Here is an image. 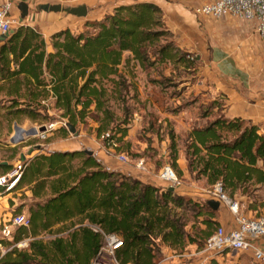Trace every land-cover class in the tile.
I'll use <instances>...</instances> for the list:
<instances>
[{
  "label": "trees",
  "instance_id": "1",
  "mask_svg": "<svg viewBox=\"0 0 264 264\" xmlns=\"http://www.w3.org/2000/svg\"><path fill=\"white\" fill-rule=\"evenodd\" d=\"M86 26L92 30L75 33L66 27L52 34L51 50L44 34L25 23L0 41V114L50 124L55 110L68 128L52 131L64 139L71 125L77 130L95 112L97 139L125 152L121 145L129 146L133 112L128 99L131 88L138 90L137 66L170 61L192 69L194 60L175 42L163 9L154 2L119 4ZM118 100L122 117L112 106ZM262 129L252 120L219 114L194 127L185 141L188 170L208 184L220 181L234 199L245 196L247 208L260 215ZM170 145L182 175L174 136ZM25 162L18 186H28L36 199L28 207L31 223L0 242L10 247L29 238V245L11 247L0 264H92L104 244L103 233L121 236L116 256L122 264H157L165 245L176 253L185 252L188 243L201 248L219 225L218 210L209 202L112 170L86 149L41 150ZM9 167L0 165V174Z\"/></svg>",
  "mask_w": 264,
  "mask_h": 264
},
{
  "label": "rangeland",
  "instance_id": "2",
  "mask_svg": "<svg viewBox=\"0 0 264 264\" xmlns=\"http://www.w3.org/2000/svg\"><path fill=\"white\" fill-rule=\"evenodd\" d=\"M119 1L121 0H17L12 8V14L20 21L23 17L22 3L26 2L29 5V12L23 17V23L30 21L35 26L42 27L47 31L46 33L66 27L77 33L87 29L92 30L86 26V23L102 18ZM42 3H60L64 7L86 4L88 13L86 16L70 14L67 11L49 13L39 9L38 6ZM51 16L54 17L53 20ZM224 17L233 22L240 19L233 15H223L217 19L196 16L193 10L182 17L170 15L174 21L172 28L175 32L172 31L175 35V42L189 53L194 60V68L188 69L183 64L166 61L147 68L135 69L134 80L137 82L138 90L131 88L128 103L133 112L131 123L134 118L139 117V125L135 133L128 138L129 146L123 143L121 145L128 154L126 161L119 159L118 151L106 147L107 160L112 169L119 170L124 165L134 166L139 169L137 171L139 174L147 175L150 180L167 188L170 186L159 178V171L165 165H170L182 182L181 185L175 187L178 193L205 202L212 199L210 193L212 185L208 184L205 178H198L188 170L186 162L182 163L186 157L185 141L190 129L206 125L220 112L230 107L229 90L232 85L230 80L232 65L228 56L224 54L230 49L231 44L228 42L231 38L216 32L214 28V26L220 28L219 24ZM19 24L15 22L13 28ZM47 36L50 37L49 34ZM134 92H136L135 96ZM112 106L117 116L122 117L124 114L122 102L113 101ZM52 115L55 117L53 123L42 124L31 120L26 115L10 119L0 114V165L7 162L10 167L6 172L13 170L19 160L23 162L41 150L49 152L54 149L74 148L80 145L83 149L91 150L100 146L105 147L102 138L97 139L93 130L97 125L96 119L99 117L95 112L87 117L85 124L78 125L76 130L78 135L70 132L65 139L60 133L51 131L59 127L58 123L62 121L59 112L52 110ZM16 124L22 128L17 133ZM51 124L55 126L50 127ZM42 126L47 127L46 132L27 135L26 130L33 127L39 129ZM15 133L20 135L22 140H12ZM172 136L175 137L177 143L178 163L182 165V175L173 164L170 145ZM140 159H144L145 170L137 166V161ZM1 172L3 170L0 168ZM35 200L29 187L20 185L12 193H6L0 197V205H3L5 210L14 213L28 212L29 205ZM218 213L221 216L223 211L219 209ZM246 214L252 218L264 217V214L260 215L254 210H246ZM197 258V255L191 254L185 259L189 264H196L198 263Z\"/></svg>",
  "mask_w": 264,
  "mask_h": 264
},
{
  "label": "built area",
  "instance_id": "3",
  "mask_svg": "<svg viewBox=\"0 0 264 264\" xmlns=\"http://www.w3.org/2000/svg\"><path fill=\"white\" fill-rule=\"evenodd\" d=\"M16 1L0 0V35L10 33L14 29L15 22L21 23L12 14V8ZM193 13L196 16L212 18L233 15L246 21H253L256 23L260 37L264 39V0H213L194 7ZM58 124L68 128L64 119ZM54 126L55 124H51L50 127ZM46 131L47 129L44 132ZM44 132L39 131L38 133ZM118 157L124 162L128 159V154L119 152ZM137 166L145 170L144 159L138 160ZM25 167L26 162L19 160L13 170L0 174V197L17 189ZM159 178L169 186L177 187L182 184L181 179L170 165H165L160 169ZM210 193L212 199L220 201V204L231 212L235 225L227 228L219 224L216 227L203 246L198 249L204 255L203 261L198 264H204V261L210 262L225 251L250 252L254 261L264 263V248L259 242L264 239V217L252 218L246 215L242 203L232 198L224 190L220 181L212 185ZM30 223L29 214L14 213L0 207V239H12L17 227H29ZM103 235L104 244L92 264H122L116 256V250L123 242L121 236L115 233H103ZM28 245L29 238L13 243L10 247L0 242V252L3 255L13 246L23 248ZM174 257H185V253L170 254L165 252L157 264Z\"/></svg>",
  "mask_w": 264,
  "mask_h": 264
},
{
  "label": "crops",
  "instance_id": "4",
  "mask_svg": "<svg viewBox=\"0 0 264 264\" xmlns=\"http://www.w3.org/2000/svg\"><path fill=\"white\" fill-rule=\"evenodd\" d=\"M138 1H150L160 6L164 11L167 25L171 27V29L173 30L172 26L174 21L173 19L170 18L171 14H174V16L177 15L182 17V15H186L190 13L194 7L213 0H121L116 4H114V7L119 4H128ZM50 18L52 20L54 19L53 16H51ZM25 24H29L35 27L41 33H43L49 45L48 49L49 50L52 49V47L50 46V37L52 34L59 31L60 29L52 30L51 32L46 33L47 31H45L42 27L35 26L30 21L25 22ZM219 26L220 28L214 26L215 31L224 34L226 37L229 36L231 38V41L228 42L231 44L229 46L230 49L224 55L228 56L230 63L232 65L230 72L231 73L230 80L232 85L229 90L230 92L229 95L231 98L230 107L229 109H225V111H223L222 113L220 112L219 114H224L228 118L242 117L244 119L252 120L254 123L261 125V127L263 128L262 130L264 131V39L260 37L256 28V23L253 21L237 19V21L233 22L232 20H229L227 17H224V19H222ZM48 34L50 36L49 38L47 36ZM137 68L142 69L140 65H138ZM138 118L139 117L134 118L133 123L131 124V127L129 129L128 138L137 130L139 125ZM96 144H98V142H96ZM93 146H95L94 143ZM81 149H83L82 145L74 148L66 147L63 149H54V150L73 151V150H81ZM105 149L107 148L100 146L99 148L96 147V149L92 148V150L91 149H86V150L92 151L95 154V156L105 166L112 169L109 166ZM185 162L187 163L186 157L183 163L182 161L181 163L184 164ZM112 170L121 171L125 174L133 175L137 178H140L145 182H149L161 186V184L155 183L154 181L150 180L147 175L139 174L137 172L139 169L134 166L131 167L130 165H124L123 167H120L119 170L115 168H113ZM236 197L242 203L243 211L245 214H246V210L253 211L247 208V204L245 203L246 202L245 196L243 197L237 195ZM0 207H3V205H0ZM219 209L223 211V214L221 216L217 212L216 219L219 221V224L227 228L234 226L235 225L234 217L231 214V212L222 205H220ZM261 210H263L264 212V207ZM254 211L257 212L258 210H254ZM20 213L29 214V211L20 212ZM59 226L60 224H57L55 228ZM259 242L264 248V239L260 240ZM198 249H199L198 244L194 242L188 243L186 251L184 252L185 257H180V258L174 257L171 260L163 261L161 264H189L185 258L187 255H191V254L197 255L198 263H200L203 261L204 255L200 253V250ZM165 252L170 254H176L175 250L170 245H165L163 247V255ZM1 255L2 252H0V257ZM252 258H253L252 254L250 252L226 251L225 253L217 256L212 261L210 262L204 261L203 263L204 264H253Z\"/></svg>",
  "mask_w": 264,
  "mask_h": 264
},
{
  "label": "water",
  "instance_id": "5",
  "mask_svg": "<svg viewBox=\"0 0 264 264\" xmlns=\"http://www.w3.org/2000/svg\"><path fill=\"white\" fill-rule=\"evenodd\" d=\"M39 9L44 10L46 12H60V11H67L70 14H74V15H78V16H86L88 13V6L86 4L84 5H79V6H68V7H64L62 4L60 3H42L39 6ZM22 10H23V17L26 16L29 12V5L26 2L22 3ZM23 17L20 18V22L23 23ZM14 29L11 30V32H13ZM10 32V33H11ZM10 33H5V34H1L0 35V41L6 39ZM47 129L46 126H42L39 129H37L36 127H33L29 130H26L27 135H34L37 134L39 131L40 132H44ZM70 132L75 133V135H78L76 128L74 126H70L69 127ZM22 128L16 124L15 126V131L16 133L18 131H21ZM14 135V137L12 138V140L14 141H20L22 140V138L20 137V135ZM89 151V150H87ZM91 153H93L92 151H89ZM7 164V162H5ZM169 189L171 190H175L174 186H170ZM209 205L214 209V210H218L220 208V201L215 200V199H210L209 201Z\"/></svg>",
  "mask_w": 264,
  "mask_h": 264
}]
</instances>
